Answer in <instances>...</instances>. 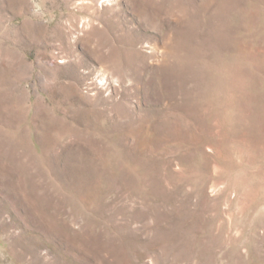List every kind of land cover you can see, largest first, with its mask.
<instances>
[{
    "label": "rangeland",
    "instance_id": "374dc122",
    "mask_svg": "<svg viewBox=\"0 0 264 264\" xmlns=\"http://www.w3.org/2000/svg\"><path fill=\"white\" fill-rule=\"evenodd\" d=\"M0 264H264V0H0Z\"/></svg>",
    "mask_w": 264,
    "mask_h": 264
}]
</instances>
